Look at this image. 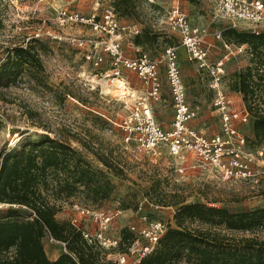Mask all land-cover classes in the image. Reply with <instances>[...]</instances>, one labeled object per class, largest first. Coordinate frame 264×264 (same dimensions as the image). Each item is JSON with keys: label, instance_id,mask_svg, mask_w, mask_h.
I'll list each match as a JSON object with an SVG mask.
<instances>
[{"label": "rangeland", "instance_id": "374dc122", "mask_svg": "<svg viewBox=\"0 0 264 264\" xmlns=\"http://www.w3.org/2000/svg\"><path fill=\"white\" fill-rule=\"evenodd\" d=\"M105 5L115 10L113 0H0V62L14 46L28 44L36 27L61 35L92 33L85 26L61 22L57 15L61 6L86 14L95 8L99 12ZM171 6H177L190 24L204 29L203 39L209 44L206 67L198 68L186 59L185 48L179 45L167 25L166 11ZM215 8L214 0H131L127 11L115 10L121 25L139 28L137 45L141 51L160 59L161 97L152 104V110L163 128L169 127L172 116L164 77V49L168 45L175 47L186 98L197 107L198 118H201L197 128L202 132L210 133L219 128L217 114L210 106L213 96L211 70H215L218 60H222L218 85L227 92L237 91L235 86L240 81V74L247 68L264 77V47L254 48L245 43V53L227 54L223 43L239 44L235 32L240 33L247 24L221 17ZM262 28L264 31V26ZM132 40L127 32L121 34L123 51L129 53L127 44ZM35 47L42 65L39 74L45 86L25 78L0 89V156L24 138L36 140L48 136L69 144L91 170L104 174L112 184L109 196L101 200L93 201L80 186L69 195L64 192L57 195L53 190L52 173H49L47 188L42 189L41 183L38 187L54 205L56 220L69 222L75 218L78 226L91 231V226L78 216L71 204L93 206L110 215L108 232L121 235L126 233L127 225L138 227L153 219L175 227L173 212L184 203L199 202L228 208L231 212L264 208V141L255 139L252 128L254 113L259 111L264 115V85L257 87L250 83L254 95L241 92L242 97L235 98L249 115L248 120L239 125V131L246 138L253 166L260 176L257 181L222 180L203 167L191 169L186 166L178 172L179 158L169 155L166 149H161L160 154L152 158L134 155L123 148L116 122L146 90L145 84L133 73L124 71L126 78L122 75L110 82L100 74L101 68H92L84 61L81 50L70 44L42 36ZM254 81H257L256 77ZM120 92L131 93L134 97H120ZM99 156L118 167L120 174H113L100 162ZM187 160L190 162L189 158ZM6 208L7 205L0 204L1 219L5 218ZM16 209L17 214L12 218L31 217L26 208ZM118 223L122 228H118ZM189 226L197 225L192 222ZM224 232L236 237L257 235L249 231ZM259 236L263 237V234ZM122 243H125L123 239ZM42 245L48 258L63 251L61 244L45 238H42ZM122 248L123 245L117 249H99V263L113 264L115 251ZM178 264L190 263L180 260Z\"/></svg>", "mask_w": 264, "mask_h": 264}, {"label": "built area", "instance_id": "2783aa9c", "mask_svg": "<svg viewBox=\"0 0 264 264\" xmlns=\"http://www.w3.org/2000/svg\"><path fill=\"white\" fill-rule=\"evenodd\" d=\"M216 12L224 18L246 22L245 31L259 33L264 26L263 0H214ZM61 22L79 24L91 30V34L61 35L50 29L34 28L31 39L49 37L51 40L63 41L81 50V55L92 68H101V75L110 82L121 78L123 71L133 73L143 84L145 92L137 97L116 122L120 131L123 148L134 155H149L156 158L161 149L179 158L178 172L185 167L191 169L203 167L222 180L257 181L259 171L253 166L251 152L245 136L240 133L239 125L249 118L244 105L237 104L235 98L242 97L241 91L227 92L219 85L221 59L216 62L215 70H211L210 88L213 96L211 109L218 117L217 131L205 133L193 123L198 110L186 98L185 87L176 62L175 47L168 45L164 49V77L167 86L172 116L169 127L164 129L155 119L152 104L160 100L161 90L158 79L160 59L147 56L140 46L130 41L129 53L121 47V34L127 32L133 37L139 33L136 25H121L110 5L103 6L99 12L82 14L76 10L61 6L57 12ZM169 29L174 32L179 45L185 48L186 59L198 68L207 66L206 55L209 44L205 43L204 29L190 24L184 13L177 6L166 11ZM227 54H241L247 51V45L223 43ZM103 63L104 66L100 67ZM190 159L188 162L187 159ZM71 207L78 216L91 226V231L78 226L75 218L69 223L81 232L89 244L99 249L110 250L123 245L114 253L113 264H135L141 257L151 252L167 224L159 219L144 222L136 227L127 225L130 238L122 243L120 235L109 233L110 215L93 206L72 203ZM143 221L144 217L141 218ZM171 225V224H170ZM43 238L49 242L63 243L53 239L48 232Z\"/></svg>", "mask_w": 264, "mask_h": 264}, {"label": "trees", "instance_id": "16d2710c", "mask_svg": "<svg viewBox=\"0 0 264 264\" xmlns=\"http://www.w3.org/2000/svg\"><path fill=\"white\" fill-rule=\"evenodd\" d=\"M113 6L123 13L131 7V0H113ZM235 37L239 44L264 47V31L256 34L241 30L235 32ZM37 42L38 39H31L28 44L7 51L0 62V89L25 78L45 86L39 74L42 65ZM132 42L138 44L137 34ZM250 83L260 87L264 77L247 68L235 88L253 96ZM252 128L255 139L264 141V115L259 111L254 113ZM98 158L113 174H120L113 163ZM49 173L57 195H69L80 186L96 201L107 198L112 190L106 176L91 170L69 144L48 136L20 140L0 156V204L7 205L5 218H0V264H100L99 248L87 243L69 222L55 219L54 205L38 187L41 183L42 189L47 188ZM17 207L26 208L31 217L12 218ZM172 218L175 227L167 225L154 249L135 264H178L180 260L190 264H264V208L231 212L228 208L191 202L179 204ZM192 222L197 226L190 227ZM224 231L257 235L236 237ZM44 232L63 243V251L54 259L44 252ZM261 233L263 237L259 236ZM120 237L126 242L130 233L127 230Z\"/></svg>", "mask_w": 264, "mask_h": 264}, {"label": "crops", "instance_id": "0c3cea01", "mask_svg": "<svg viewBox=\"0 0 264 264\" xmlns=\"http://www.w3.org/2000/svg\"><path fill=\"white\" fill-rule=\"evenodd\" d=\"M125 71V70H124ZM124 71H123V75H124V77L126 78V74L124 73ZM183 81V80H182ZM152 112H153V110H152ZM198 114V113H197ZM153 115H154V113H153ZM155 117V116H154ZM200 119L201 118H198V115L196 116V118L193 120V123L196 125V126H198V123H199V121H200ZM170 122V121H169ZM204 124V123H203ZM208 126H211V124L209 123V125ZM164 129H167V128H164ZM117 226V225H116ZM122 225H119V223H118V228H122L121 227ZM60 253V252H59ZM59 253H56V254H54V255H52L51 256V258H49V259H54Z\"/></svg>", "mask_w": 264, "mask_h": 264}, {"label": "bare ground", "instance_id": "6f19581e", "mask_svg": "<svg viewBox=\"0 0 264 264\" xmlns=\"http://www.w3.org/2000/svg\"><path fill=\"white\" fill-rule=\"evenodd\" d=\"M117 79H120V78H115V79H113L112 80V82L114 81V80H117ZM119 83V82H118ZM123 84V83H122ZM123 91V90H122ZM129 92V91H128ZM131 95V93H125V92H120V97H126V96H130ZM131 97H134V95H131Z\"/></svg>", "mask_w": 264, "mask_h": 264}]
</instances>
